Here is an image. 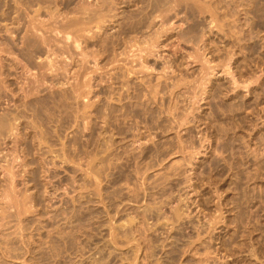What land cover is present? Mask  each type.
<instances>
[{
	"label": "rangeland",
	"instance_id": "374dc122",
	"mask_svg": "<svg viewBox=\"0 0 264 264\" xmlns=\"http://www.w3.org/2000/svg\"><path fill=\"white\" fill-rule=\"evenodd\" d=\"M6 1L7 0H0V10L2 7L4 8L0 11V41L2 42H6L4 39L10 37L11 35L7 31H3L6 29L5 25L11 22L6 18L7 15L4 14V10L7 8V6L5 7ZM12 1L15 2V0H11L10 2L13 4L16 3ZM209 2H211V0ZM232 2L234 4L235 1L232 0ZM236 2L234 4L235 8L233 9L235 13L232 15L229 14L227 18V23L231 22L230 26L233 29L230 26L229 28L225 25V20H221L222 22L219 21L221 31L219 32V27H217L214 29V31L210 32L212 30L211 26H209L211 17L210 13H206V15L209 16V21L205 20V25H207V35L204 37V41H201L196 45L186 43L185 41H182L180 44V42L177 41L176 36H174L171 40L164 43H169V46L167 45L164 48L162 57L159 59L156 57L152 58L151 64L155 63L154 65L157 69L156 71H153V73L151 72L152 74L149 76V78L151 77L154 83H156L158 80L157 76H159V74L161 76L162 72L160 73V71H162V68L169 63H175L174 66L176 73L173 72L172 74L171 71L173 70H171V73H169L172 74V78H176V75L178 78L180 76L179 79H182V76H184V79L187 78V80H181L183 86L180 85V88H176L175 94L171 92H168V94L166 93L167 95H165L164 106L162 105L161 107V104L151 105L152 108L155 109L153 110L156 117L161 114L163 117H165V119L168 120L163 122V125L167 128L161 125L162 119H158V122L156 118L155 123H152L151 121L146 120L143 116L141 119L142 121L139 119L140 122H135L134 120L132 122L134 124L136 123V127H141L137 128V131L135 130L134 133H137L135 134L136 137L132 135L130 137L131 139L128 137L129 139L127 138L125 141L122 140L121 142L118 136L115 135L114 127L109 126V124H107L108 126L106 125V121L109 119V115H107V113H110L109 106L111 104H119L120 102L115 100L118 95L117 97L115 95V97L112 98L113 101L110 97H108L110 95V92L108 94V89H111V85H113V87L116 85L113 84L112 80L108 81L107 76L109 75H106L107 70L104 69L96 72V75L98 73L99 77H97L98 75L96 76L95 73L93 75L94 77L96 76L95 79L97 78L98 81L95 83L96 80H93V82L95 81L93 83L95 91L90 97L91 101L96 102H93V106L90 107L88 111L89 113L87 114V121H85V123L88 124V127L84 125L85 123L81 126H78V123L75 121V113H73V109L71 107H69L68 112H66V108L63 111V109H59V106L57 107V105H51L54 104L51 103L50 108L48 106V108L45 109V113L47 114V112H50L49 109L51 110V107H53L51 112L47 114L48 116L51 114L50 117L55 119L53 120L54 122L51 120L50 123H48V128L50 129L52 135L54 134L49 138V140H47L48 143L50 142L51 146L53 144L52 147L49 146V144L46 145L45 143L47 142H45V145H43V143L40 144L38 140L34 139L33 133L37 132V130L39 132L40 129L38 128L40 127H37L36 129L29 128L23 131L20 128H22L24 125L19 127V132L21 131L20 133H22H19L20 138L27 136L25 131L34 130L32 137H29L28 135L27 138L25 137V139L19 140L20 142H18V140L13 141L16 140L14 139L16 135H12V138H7V142H5V140L4 142L0 141V143L2 142V145L0 146V264H264V98L260 99V102L257 100L255 93L251 94L246 88L232 90L233 88L229 84L228 80L229 75L225 73L226 67H224L223 61L229 51V48L232 47V45H229L230 38L227 32H230L231 30V32L235 30L240 31L244 36V39L241 42L244 47L246 46L247 48V46L249 47L251 43L256 41L260 48L258 49L259 52L257 51V53L252 54L253 52L248 49L243 48L245 50L244 51L243 49L239 48V46L234 47L233 52L236 54L235 56H237V58L235 57L234 59H238V61L233 64V69L239 77L242 76V74H244L243 72L246 70L244 66L247 60L246 58H248L250 61L252 59V61L255 60L253 62V65L255 64V66L250 64L251 66L249 73L240 77V79L245 77V79H247L249 76L252 78L254 77L253 79H255L258 78V75H262V77H260L264 79V0H236ZM2 3L5 5L2 6ZM252 3L255 4L253 5ZM238 5L241 7H238ZM125 6L126 4H122L123 8H120L119 10L121 15L127 14L122 13V11L127 9V6ZM130 9H133V7ZM1 14L6 16L3 17ZM15 15L16 13L12 14V16ZM183 15L185 14H182V17L178 16V18H175V23L177 22L175 24L177 25V30H173V32H179L185 28L182 26L184 21L187 25V22H191ZM1 16L3 18H1ZM4 18L5 21L3 20ZM200 18V20H202V17ZM183 19L185 20L182 21ZM6 20L8 23H6ZM247 20H249V22ZM186 24L185 26H187ZM118 30L119 26L117 22L116 24L110 25L109 28H107L105 34L102 33L103 37L108 34H116ZM246 34H248V36ZM3 43H0V48L6 46H1ZM221 44L223 46H221ZM198 45L199 47H197ZM92 47L94 48L93 50H98L97 47ZM198 48H200L201 51L204 50L206 56L208 58L210 57L209 59L213 61L211 63L213 67L212 70L215 68L213 71L209 70L211 74L209 76L207 75V78L211 79H205L206 83L204 85H200L199 83L202 79L201 74L204 73L202 67L205 66V63L203 62L205 60L195 63V60H191L193 57H189V52H195V50L197 51ZM205 48H207V50ZM89 49V51L92 50L91 47ZM176 50H178V53H176ZM217 51H220L222 54ZM0 53L1 57L4 56L1 60H5L3 62L7 63L11 62V60L7 58H12L18 54L17 52H13L12 56H10L11 53L9 56H7L8 53L6 54L5 52L3 53L1 51ZM2 54H5L6 56ZM179 56H181L180 60H182V56L185 58V60L183 59V65H181L179 60H177ZM109 60V57L105 55L102 56L100 60V66L108 65L107 63L110 62ZM218 62L220 64L222 62L223 64L221 65L223 66H221ZM111 66L114 67V65ZM111 66L109 65V68L113 69ZM206 66H210V64H207ZM109 68L107 69L110 70ZM3 69H1L2 73L4 72ZM76 69L78 70L79 67L76 66L72 70L71 76L65 75L63 77L64 82H68V79L70 78L69 81L71 84L75 80L72 76ZM207 69L208 67L204 71ZM20 70L22 71V68ZM104 71H106V73ZM111 71L114 72V69ZM20 74H22V72ZM100 74H103L104 77ZM2 75L4 76L2 77L0 75L2 77L0 79H5V76H7L6 73H3ZM22 75V78L18 79L20 80L19 86H24L26 81V79H24L26 74ZM11 78H13V75ZM164 78V76H161L162 80H165ZM259 78L258 82L254 83L253 86H259L260 83H262V79ZM198 79L200 80L198 81ZM196 80L199 83H196ZM68 84H66L63 88H66ZM49 85L50 84L45 85L43 88L44 90L38 96L45 95L50 92L52 86ZM196 85H198V87ZM13 86L11 87L14 89L15 87ZM55 87L56 90H60L61 88L58 87V85ZM259 88V91L263 92L262 89H264V84L262 83ZM16 90L18 91V89H15V91ZM7 91L11 93L10 88H8ZM12 91L14 96L15 91ZM235 92H239L238 97L235 96ZM18 94L15 95L17 96ZM194 95L195 97L198 95V97L201 98H193ZM4 98H0L2 104H0V114H2L4 110L10 106L14 107V102H9L7 98ZM244 102H248V107L243 106ZM254 102L256 105H258L256 106L257 110L254 108L255 105L251 106ZM94 103H96L95 106ZM176 103H178V107H176ZM169 105L172 107H169ZM186 105H188L190 108H188ZM54 107H56L57 110L56 108L54 109ZM229 108L234 111L229 110ZM252 110H255L254 113H252ZM54 111H57L58 115ZM172 111L173 113H171ZM189 111H191L190 113L193 115H191ZM186 114H190V116ZM240 115L250 116L256 121L255 124L252 123V125L249 124L250 126L245 128L244 126L242 127V123L239 119ZM104 116L105 119L107 118L106 120L104 119ZM175 116H177L179 119L181 117V120L182 116H188L187 118L185 117V119L189 120L190 118V122L188 123L187 120V125L184 119V121L182 120L183 122L178 123V120L175 119ZM63 117L67 118V122L64 123L66 127H64V124L61 122V120L64 121ZM172 118L176 120V122L174 121L175 124L173 123L174 119ZM27 119L30 120L31 118H23V120ZM88 121L90 122L88 123ZM136 121H138V119H136ZM145 121H147L146 123H150L146 124ZM82 123L83 120L81 121V124ZM137 124L139 126H137ZM167 124L169 125V128ZM179 124L181 128L179 127ZM181 124H184L186 127ZM175 125L177 126V129H174ZM60 126H62L63 130L60 129ZM231 127L234 128L231 129ZM45 128L46 127H44V130H46ZM139 129L142 133L139 131ZM167 130L170 131L168 132ZM258 130L259 132L256 134ZM58 131H63L64 138L63 134L60 133V135L62 134L61 137ZM178 131L180 136L178 135ZM152 136L155 140L152 138ZM260 136L261 138L263 136V138L260 142H257L255 137L260 138ZM117 138L120 143H117L116 140H113ZM139 138L141 139V142L137 140ZM33 139L35 140V143L32 141ZM50 139L52 140L50 141ZM26 141L28 143H33V149L31 151L26 149ZM63 142L67 148L64 144H62ZM181 142L183 143L182 145ZM156 143H158V145H156ZM170 143L171 145H169ZM63 145L65 146V149ZM186 146H188L190 150ZM176 147L180 148L177 149ZM52 151L55 153H52ZM64 151L65 154H63ZM145 152H148L147 156L149 157L143 156ZM6 153L7 155L9 154L7 156L9 160L4 157L6 156ZM16 154L19 156L18 161L13 157ZM189 163L191 164L189 165ZM7 164H10L9 167ZM21 164L24 165L25 168L22 167ZM25 164L27 165L25 166ZM148 165L151 166L149 167ZM13 166H15V170L19 169L21 171H17L22 173H20L21 175L16 178L14 190L16 189L17 192L16 190L4 191V189L7 187V184H9V182L7 183L8 176L5 175L7 173V169L5 170V168H11ZM24 169H27V171ZM139 170L140 174L138 173ZM136 173H138V175ZM22 175L26 176L23 177ZM34 175H36V177ZM4 184L6 185L4 186ZM99 189L101 190L99 191ZM8 192L12 193H9V195L7 194ZM14 196H18V198ZM26 197H28V199L23 201L26 199ZM8 198H10L9 201L6 200ZM29 199L30 202L28 201ZM24 202L27 204H24ZM19 204L20 206H18ZM10 205L13 206L11 207ZM28 205L30 206L28 207ZM5 210H7V212L9 210V212L7 213ZM20 211L21 213H19ZM174 215L176 217H174ZM19 216L22 217L20 218ZM131 216H133L132 219L135 218L134 216H136L138 219L135 218V221L134 219H129ZM144 218H147L146 221ZM169 221L171 222L169 223ZM113 222L115 225L118 224V228L115 225L113 226ZM120 223L124 224L122 225ZM115 230L118 233H115ZM29 235L32 236V239ZM113 235L116 236V241H113ZM7 239H9L11 243ZM8 243L10 245H8ZM10 247L13 248V251L10 250Z\"/></svg>",
	"mask_w": 264,
	"mask_h": 264
},
{
	"label": "bare ground",
	"instance_id": "6f19581e",
	"mask_svg": "<svg viewBox=\"0 0 264 264\" xmlns=\"http://www.w3.org/2000/svg\"><path fill=\"white\" fill-rule=\"evenodd\" d=\"M8 1V0H7ZM6 1L2 3V6L5 5L7 6L6 10H4V14L7 15V19H9L10 23L8 21L5 23L6 29L3 31H7L10 33V37H7L6 42L5 41H0V43H3L1 46H4L3 48H0L1 52H5L6 54L8 53L7 56L11 53L10 56H12V53H18L17 56H14L12 58H7L11 60L10 63L3 62L5 60L1 57L0 53V75L3 73L7 76L4 78L6 79H0V98L2 97L7 98L9 102H14V107H9L4 110L2 114H0V141L5 140L7 142V138H12V135H16L13 141L20 142L19 140L27 138L28 135L29 137H32L33 131H25L27 136H24V138H20V133L19 132V127L23 126L22 129L23 131L26 129H36L37 127H40V133L35 132L33 133V137L35 140H38L40 144L43 143V145H50V142L48 143L47 140L52 135L50 129L48 128V123L50 121L55 120L53 117L48 116L47 114L51 112L52 109L45 113V109L50 108L51 105H57L59 106V109H64L66 108V112H68V108L71 107L73 109V113H75V121L78 123V126H81L87 121V114L89 113L90 107L93 106V102L96 101H91V95L95 91L94 87V82L93 80L96 75V72L101 71V70H107L104 71L106 73L107 79L112 80L113 84L116 86L113 87V85L110 86L111 89H108V94L110 92V97L111 99L115 97V100H118L120 102L119 104H111L110 107V113H107L109 115V119L105 122L106 125L109 124V126L114 127L115 130V135L118 136L119 140H126L128 137L130 138L132 135L135 136L134 133L135 130L137 131V128L141 127H136V123H132L133 120L135 122H140L139 119L141 120L142 117L148 121H151L152 123H155V121L158 119H162V124L165 122V117H163L161 114L158 115L157 117L155 116L154 108H152V104L162 105L164 106V100H165V95L168 94V92H171L173 94L176 93V88H178L180 85H182L181 80L184 79L182 76V79H179L177 75L175 76L176 78H172L173 72H175V66L174 64H166L163 68L162 71H160L161 76H164L165 80L161 79V76H157L158 80L156 83L153 82V79L149 76L153 73V71H156L155 63L151 64L152 58H161L162 57V52L164 48L169 44H164L171 40L174 36H176L177 41L181 42L185 41L186 43L190 44H199L201 41H204V37L207 35L206 32V22L205 20H208L209 16L206 15V13H210V22L209 26H211V31H214L215 28L219 27V32L221 31V26H219V21L222 22L224 21L226 26H230V23L228 21V16L229 14L232 15L235 13L233 9L235 8L232 0H15L12 1L15 4L11 3L9 0L8 2ZM231 1V2H230ZM252 1V0H251ZM256 2V1H255ZM8 3V4H7ZM209 3V4H208ZM122 4H126L127 9L122 11V13H127L124 15H121V12L119 11L120 8L122 7ZM237 4V2H236ZM253 4V3H252ZM255 4V3H254ZM253 4V5H254ZM263 4V2H262ZM121 5V6H120ZM260 5V4H259ZM1 6V5H0ZM125 6V7H126ZM242 6V4H241ZM238 5V7H241ZM133 7V9H130ZM135 7V8H134ZM237 7V6H236ZM256 7V6H255ZM261 7V6H260ZM129 8V9H128ZM244 8V7H243ZM253 8V7H252ZM2 9H4L2 7ZM1 9V10H2ZM237 9V8H236ZM264 9V8H263ZM0 10V11H1ZM256 10V9H255ZM259 10V9H258ZM261 10V9H260ZM64 11V12H63ZM247 12V11H246ZM257 12V11H256ZM255 12V13H256ZM3 13V12H1ZM13 13H16L15 16H12ZM185 14L187 20L191 22H187L188 25L185 23L182 25V30L179 32H173V30H177V25H175V18L182 17L181 15ZM241 14V13H240ZM3 15V14H1ZM6 15H3L5 17ZM121 15V16H120ZM204 16V17H203ZM243 16V15H242ZM258 16V15H257ZM1 16V18H3ZM202 17V20H200ZM205 18V19H203ZM248 18V17H247ZM255 18V17H254ZM263 18V17H262ZM261 18V19H262ZM180 19V18H179ZM253 19V18H251ZM258 19V18H257ZM5 21V18L3 19ZM186 20V21H187ZM222 20V21H221ZM230 20V19H229ZM209 21V20H208ZM249 22V20H247ZM253 21V20H252ZM262 21V20H261ZM118 22L119 30L117 31L116 34L113 35H106L103 37V34L106 33L107 28H109L110 25L116 24ZM246 22V21H245ZM247 22V23H248ZM251 22V21H250ZM255 22V21H254ZM263 22V21H262ZM261 23V22H260ZM185 24L187 26H185ZM1 25V24H0ZM222 25V24H220ZM249 25V24H248ZM247 25V26H248ZM252 25V24H251ZM225 26V27H226ZM250 26V25H249ZM263 26V25H262ZM4 27V26H3ZM4 27V28H5ZM227 27V28H228ZM231 27V26H230ZM229 27V28H230ZM232 28V27H231ZM253 28V27H252ZM2 29V28H1ZM223 29V28H222ZM233 29V28H232ZM251 29V28H250ZM179 30V29H178ZM228 30V29H227ZM231 30V29H230ZM253 30V29H252ZM262 30V29H261ZM209 31V30H208ZM224 31V30H222ZM232 31V30H231ZM227 32L228 36L230 38V44L232 45L231 48H229L228 53L225 56L224 61V67L225 68V73L229 75V84L233 88L232 90H237L239 88H246L251 94L255 93L257 100L260 101V99L264 98V89L263 92L259 91L260 85L262 83L264 84V79H262V75H258V78L260 77L262 79V83H260L259 86H256L253 84L258 82V78L253 79L252 77L249 76V78L245 79L240 77L245 76L246 74L249 73L250 71V66H255L253 65V62L248 60L246 58V62L244 64L246 70L243 72L242 76H238L237 73H235L233 69V64L238 61L235 60L234 58L236 54L233 52L234 47H238L243 49H248L251 52L257 53L258 49L260 48L259 44L255 41L254 43H251L250 46L246 48L242 45L243 41V35L240 31H233V32ZM248 31V30H247ZM263 31V30H262ZM218 32V33H219ZM254 32V31H253ZM252 32V33H253ZM256 32V31H255ZM103 33V34H102ZM241 33V34H240ZM263 33V32H262ZM223 34V32H222ZM264 34V33H263ZM9 35V34H8ZM213 35V34H212ZM227 35V34H226ZM248 36V34H246ZM250 35V34H249ZM257 35V34H256ZM5 36V35H4ZM222 36V35H221ZM225 36V35H224ZM227 36V37H228ZM250 37V36H249ZM252 37V35H251ZM261 37V36H260ZM212 38V37H211ZM221 38V37H220ZM256 38V36H255ZM246 39V38H245ZM248 39V38H247ZM251 39V38H250ZM261 39V38H260ZM254 40V39H253ZM176 41V40H175ZM247 41V40H245ZM252 41V40H251ZM264 41V40H263ZM216 42V41H215ZM261 42V41H260ZM224 43V42H223ZM215 44V43H214ZM248 44V43H247ZM174 45V44H173ZM216 45V44H215ZM218 45V44H217ZM227 45V44H226ZM97 47L98 50H93L94 48L92 47ZM169 46V45H168ZM220 46V44H219ZM221 46H223L221 44ZM92 48L91 51H89V48ZM178 47V45H177ZM199 47V45L197 46ZM214 47V46H213ZM217 47V46H216ZM230 47V46H229ZM189 48V47H188ZM202 48V47H201ZM209 48V46H208ZM225 48V47H224ZM196 49V47H195ZM207 50V48H205ZM216 49V48H215ZM222 49V48H221ZM228 49V48H227ZM244 50V49H243ZM204 51V50H203ZM198 48V50L195 52H189L190 55L189 57H193L191 60H195L196 62H201L203 60L205 63V66L202 67V70L204 73L201 74V82H197L200 85H204L206 83L205 79L207 78V75L209 76L211 72L209 70H212V65L211 61L205 54V51L203 52ZM212 51V50H211ZM214 51V50H213ZM221 51V50H220ZM217 51V52H220ZM236 51V50H234ZM245 51V50H244ZM249 51V52H250ZM239 52V51H238ZM250 52V53H251ZM259 52V51H258ZM176 53H178V50H176ZM192 53V54H191ZM195 53V54H194ZM221 53V52H220ZM246 53V52H245ZM103 54V55H102ZM222 54V53H221ZM259 54V53H258ZM257 54V55H258ZM5 55V54H2ZM107 56L110 58V62H108V65L100 66V60L102 56ZM185 55V54H184ZM215 55V54H214ZM220 55V54H219ZM6 56V55H5ZM172 56V55H171ZM247 56V55H246ZM249 56V55H248ZM251 56V54H250ZM263 56V55H262ZM180 57H178L177 60L183 65L185 60L184 56H182V60H180ZM222 57V55H221ZM250 58V57H249ZM261 58V57H260ZM6 59V58H4ZM165 59V58H164ZM8 61V60H7ZM168 61V60H167ZM222 61V62H223ZM3 62V63H1ZM9 62V61H8ZM169 62V61H168ZM175 62V61H174ZM177 62V61H176ZM220 62V61H219ZM218 62V63H219ZM221 62V64H223ZM264 62V61H263ZM172 63V62H171ZM258 63V62H257ZM178 64V63H177ZM210 66H206V65ZM220 64V63H219ZM220 64V65H221ZM241 64V63H240ZM251 64V65H250ZM109 65H114L112 67L114 69V72L111 71L113 69L109 68ZM179 65V64H178ZM218 65V64H217ZM242 65V64H241ZM258 65V64H257ZM79 67V69L75 70L73 73L74 81L70 84V81L68 79V82H64V76H71V72L75 67ZM163 66V65H162ZM223 66V65H221ZM179 67V66H178ZM208 69L204 71L206 68ZM215 67V66H214ZM263 67V66H262ZM4 68V69H3ZM22 68V71L20 70ZM109 68L110 70H108ZM205 68V69H204ZM235 68V67H234ZM239 68V67H238ZM3 69V73L1 71ZM215 69V68H214ZM213 69V70H214ZM243 69V68H242ZM262 69V68H261ZM173 70V71H171ZM212 70V71H213ZM172 74H169L171 73ZM254 71V70H253ZM26 74L24 76V79H26L24 86H19L20 80L19 78H22V74ZM103 72V73H104ZM152 72V73H151ZM215 72V71H214ZM2 73V74H1ZM95 73V77L93 76ZM100 73V72H99ZM110 73V74H109ZM176 73V72H175ZM261 73V72H260ZM259 73V74H260ZM20 74V75H19ZM143 74V75H142ZM185 74V73H184ZM214 74V73H213ZM225 74V75H226ZM252 74V73H251ZM13 75V78H11ZM103 76V74H100ZM171 75V76H170ZM183 75V74H182ZM254 75V74H253ZM256 75V74H255ZM0 76V78H2ZM264 76V74H263ZM10 77V78H9ZM99 77V75L97 76ZM104 77V76H103ZM109 77V78H108ZM188 77V76H186ZM206 77V78H205ZM248 77V76H247ZM257 77V76H256ZM9 78V79H8ZM68 78V77H67ZM102 79V77L100 76ZM138 80L136 81L135 80ZM195 78V77H194ZM210 78V77H209ZM259 78V79H260ZM23 79V80H24ZM100 79V80H101ZM106 79V77H105ZM106 79V80H107ZM197 79V78H196ZM198 79V81L200 80ZM211 79V78H210ZM208 79V80H210ZM244 79V80H243ZM63 80V81H62ZM66 80V79H65ZM97 83V78L95 79ZM184 80H187L185 78ZM182 80V81H184ZM207 80V82H208ZM51 81V83H50ZM104 81V79H103ZM191 81V80H190ZM194 81V80H193ZM24 82V81H23ZM101 82V81H100ZM105 82V81H104ZM107 82V81H106ZM69 83V84H68ZM192 83V81H191ZM195 83V82H194ZM22 84V82H21ZM50 84L52 86V89L50 92H48L45 95L38 96L42 93L44 90L43 88L45 85ZM66 84H68L66 88H63ZM112 84V83H111ZM15 85V86H13ZM49 85V86H50ZM61 87L60 90H56V87ZM186 85V84H185ZM189 85V84H188ZM15 87L14 89L11 87ZM96 86V85H95ZM101 86V85H100ZM183 86V85H182ZM198 87V85H196ZM195 86V87H196ZM48 87V86H47ZM55 87V88H54ZM192 87V86H191ZM229 87V88H231ZM8 88H10V92L7 91ZM109 88V87H108ZM180 88V87H179ZM15 89H18V93L15 91L14 96H13V91ZM50 89V88H48ZM194 89V88H193ZM197 89V88H196ZM195 89V90H196ZM200 89V88H199ZM46 90V88H45ZM185 91V90H184ZM201 91V90H200ZM202 92V91H201ZM167 93V94H166ZM199 93V92H198ZM234 93V91H233ZM11 94V96H10ZM15 94H18L17 96ZM94 94V93H93ZM202 94V93H201ZM200 94V95H201ZM239 92H235V96L238 97ZM96 95V94H95ZM179 96V95H178ZM186 96V95H184ZM167 97V96H166ZM174 97V96H173ZM4 98V99H5ZM193 98L198 99V95ZM201 98V97H200ZM199 98V99H200ZM0 99V100H1ZM14 100V101H12ZM114 100V101H115ZM171 100V99H170ZM180 100V97H179ZM175 100V101H179ZM182 100V99H181ZM4 101V100H3ZM91 101V102H90ZM113 101V99H112ZM191 101V100H190ZM244 101V100H243ZM258 101V102H259ZM7 102V101H6ZM184 102V101H183ZM187 102V101H186ZM193 102V100H192ZM198 102V100H197ZM257 102V101H255ZM253 103L251 106L255 105L256 109V103ZM261 102V101H260ZM8 103V102H7ZM1 104V101H0ZM96 103H94L95 106ZM169 104V103H168ZM259 104V103H257ZM2 105V104H1ZM0 105V106H1ZM182 105V104H181ZM179 105V106H181ZM195 105V103H194ZM193 105V106H194ZM234 105V104H233ZM154 106V105H153ZM159 106V107H160ZM188 107V105H186ZM243 106L248 107V102H244ZM169 107H172L169 105ZM175 107V106H174ZM176 107H178V103H176ZM175 107V108H176ZM231 107V106H230ZM241 107V106H240ZM239 107V108H240ZM56 107H54L55 109ZM174 108V109H175ZM190 108V107H188ZM198 108V107H196ZM195 108V109H196ZM264 108V107H263ZM93 109V108H92ZM108 109V108H107ZM106 109V110H107ZM154 109V110H153ZM162 109V108H161ZM169 109V108H168ZM182 109V108H181ZM187 109V108H186ZM193 109V107H192ZM241 109V108H240ZM243 109V108H242ZM57 110V108H56ZM164 110V109H163ZM173 110V108H172ZM178 110V109H177ZM180 110V108H179ZM229 110H231L229 108ZM257 110V109H256ZM108 111V110H107ZM160 111V110H159ZM168 111V110H167ZM175 111V110H174ZM187 111V110H186ZM193 111V110H192ZM234 111V110H231ZM255 111V110H254ZM252 110V113H254ZM2 112V111H1ZM55 112V111H54ZM109 112V111H108ZM170 112V111H169ZM176 112V111H175ZM182 112V111H181ZM191 111H189L190 113ZM257 112V111H256ZM57 114V111L55 112ZM94 113V112H93ZM92 113V114H93ZM161 113V112H160ZM165 113V112H164ZM173 113V111L171 112ZM185 113V112H184ZM183 113V115H184ZM61 114V113H60ZM67 114V113H66ZM159 114V113H158ZM181 114V113H180ZM191 114V113H190ZM190 114H186L189 115ZM232 114V112H231ZM230 114V115H231ZM58 115V114H57ZM106 115V116H107ZM166 115V114H165ZM175 115V114H174ZM179 115V114H178ZM177 115V116H178ZM193 115V114H191ZM55 116V115H54ZM94 116V115H93ZM103 116V115H102ZM175 116V119L178 120V123H181L184 121L185 117L182 116L180 119ZM239 116V115H238ZM28 118L30 117V120H23V118ZM89 117V115H88ZM172 117V116H171ZM174 117V116H173ZM188 117V116H187ZM186 117V118H187ZM64 118V117H63ZM92 118V117H90ZM143 118V119H144ZM157 118V119H156ZM167 118V117H166ZM170 118V117H169ZM192 118V117H191ZM238 118V117H237ZM89 119V118H88ZM105 119V116H104ZM107 119V118H106ZM105 119V120H106ZM138 119V121H136ZM144 119V120H145ZM156 119V120H155ZM174 119V118H172ZM173 120L176 122V120ZM241 121L242 127L244 126H250L249 124L252 125L255 124V120L252 119L250 116H242L240 115L239 117ZM61 120V119H60ZM83 120V123L81 124V121ZM90 120V119H89ZM92 120V119H91ZM143 120V121H144ZM181 120V121H180ZM188 119H185V123L187 122ZM190 120V118H189ZM188 120V123L190 122ZM192 120V119H191ZM238 120V119H237ZM236 120V121H237ZM142 121V120H141ZM168 121V120H167ZM170 121V120H169ZM172 121V120H171ZM180 121V122H179ZM230 121V120H229ZM228 121V122H229ZM17 122V123H16ZM54 122V121H53ZM61 122L64 124L67 122V118H64V121L61 120ZM90 121H88L89 123ZM94 122V121H93ZM147 121H145L146 123ZM159 122V121H158ZM157 122V124H158ZM239 122V121H238ZM56 123V122H55ZM150 123V122H149ZM146 123V124H149ZM167 123V122H166ZM171 123V122H170ZM172 123V124H173ZM195 123V122H194ZM210 123V122H209ZM39 124V126H38ZM59 124V122H58ZM85 123L84 125L88 127V124ZM160 124V123H159ZM175 124V123H174ZM187 124V123H186ZM50 125V124H49ZM52 125V124H51ZM61 125V124H60ZM168 125V124H167ZM178 125V124H177ZM184 125V124H181ZM188 125V124H187ZM258 125V124H257ZM58 126V125H57ZM64 127L65 124L63 125ZM105 126V125H104ZM108 126V125H107ZM137 126H139L137 124ZM150 126V125H149ZM164 126V125H163ZM171 126V124H170ZM185 126V125H184ZM44 127H46L44 130ZM146 127V126H145ZM154 127V125H153ZM165 127V126H164ZM180 127V124H179ZM186 127V126H185ZM240 127V126H239ZM167 128V127H165ZM169 128V125H168ZM173 128V126H172ZM171 128V129H172ZM177 129V126H174V129ZM181 128V127H180ZM230 128V127H229ZM234 127H231V129ZM42 129V130H41ZM60 129L63 130L62 126H60ZM77 129V128H76ZM112 129V128H111ZM147 129V128H146ZM153 129V128H152ZM164 129V128H163ZM179 129V128H178ZM65 130V129H64ZM83 130V129H82ZM149 130V129H148ZM190 130V129H189ZM18 131V132H17ZM22 131V132H23ZM56 131V128H55ZM87 131V130H86ZM141 132V130L139 129ZM138 131V132H139ZM158 131V130H157ZM165 131V130H164ZM168 131V130H167ZM170 131V130H169ZM168 131V132H169ZM175 131V130H174ZM24 132V133H25ZM59 132V131H58ZM166 132V131H165ZM259 132V130L256 132V134ZM20 133V134H19ZM23 133V134H24ZM55 133V132H54ZM63 134V131L59 132ZM142 133V132H141ZM151 133V132H150ZM19 134V135H18ZM61 134V135H62ZM114 134V133H113ZM152 134V133H151ZM168 134V133H167ZM25 135V134H24ZM57 135V136H59ZM60 135V136H61ZM141 135V134H140ZM178 135L179 131H178ZM182 135V134H181ZM250 135V134H249ZM252 135V134H251ZM19 136V137H18ZM59 136V137H60ZM114 136V135H113ZM122 136V137H121ZM138 136V135H137ZM247 136V135H246ZM22 137V136H21ZM58 137V139H59ZM62 137V136H61ZM136 137V136H135ZM142 137V136H141ZM148 137V136H147ZM182 137V136H181ZM180 137V138H181ZM54 138V137H53ZM56 138V137H55ZM64 138V134H63ZM112 138V137H111ZM118 138L113 139L114 141L118 143ZM128 138V139H129ZM134 138V137H133ZM138 138V137H137ZM153 138V136H152ZM173 138V137H172ZM179 138V137H178ZM257 142H260L263 138L255 137ZM3 139V140H2ZM32 140L35 143V140ZM61 139V138H60ZM131 139V138H130ZM154 139V138H153ZM152 139V140H153ZM183 139V138H182ZM181 139V140H182ZM227 139V138H226ZM52 139H50L51 141ZM140 141L141 139H137ZM149 140V139H147ZM155 140V139H154ZM153 140V141H154ZM171 140V139H170ZM180 140V141H181ZM205 140V139H204ZM64 141V140H63ZM77 141V140H76ZM113 141V143H114ZM123 141V142H124ZM135 141V140H134ZM186 141V140H185ZM37 142V141H36ZM47 142V143H45ZM141 142V141H140ZM151 142V141H149ZM178 142V141H177ZM184 142V141H183ZM191 142V141H190ZM189 142V143H190ZM204 142V141H203ZM224 142V141H223ZM245 142V141H244ZM2 143V142H1ZM0 143V146L2 145ZM26 149L28 151H31L33 149V143L32 142H27ZM45 143V144H44ZM120 143V142H119ZM133 143V142H132ZM185 143V142H184ZM188 143V142H187ZM186 143V144H187ZM194 143V142H192ZM23 144V143H22ZM38 144V143H36ZM39 144V145H40ZM52 144V142H51ZM64 144V142L62 143ZM75 144V143H74ZM183 143L181 142V145ZM263 144V143H262ZM65 145V144H64ZM63 145V146H64ZM113 145V144H112ZM123 145V144H122ZM158 145V143H156ZM155 145V146H156ZM171 145V143L169 144ZM175 145V144H174ZM179 145V146H181ZM188 145V144H187ZM48 146V147H49ZM53 146V144H52ZM51 146V147H52ZM66 146V145H65ZM64 146V149H65ZM118 146V145H116ZM129 146V145H128ZM136 146V145H135ZM152 146V145H151ZM167 146V145H166ZM191 146V144H190ZM249 146V145H247ZM37 147V146H36ZM45 147V146H44ZM115 147V146H114ZM144 147V146H143ZM172 147V146H171ZM185 147V146H182ZM188 148V146H186ZM233 147V146H232ZM231 147V148H232ZM260 147V146H259ZM67 148V146H66ZM125 148V147H124ZM133 148V147H132ZM146 148V147H145ZM177 148V147H176ZM178 147L177 149H179ZM193 148V147H192ZM201 148V147H200ZM24 149V148H23ZM41 149V148H40ZM54 149V148H53ZM115 149V148H114ZM144 149V148H143ZM167 149V148H165ZM171 149V148H170ZM175 149V148H174ZM176 149V151H177ZM182 149V148H181ZM189 149V148H188ZM199 149V148H198ZM254 149V148H253ZM262 149V148H261ZM1 150V149H0ZM18 150V149H17ZM46 150V149H45ZM51 150V149H50ZM100 150V149H99ZM190 150V149H189ZM196 150V149H195ZM56 151V150H55ZM63 151V150H62ZM129 151V150H128ZM149 151V149H148ZM179 151V150H178ZM193 151V150H192ZM12 152V151H11ZM54 151H52L53 153ZM99 152V151H98ZM131 152V151H130ZM165 152V151H164ZM169 152V151H168ZM182 152V151H181ZM190 152V151H189ZM196 152V151H195ZM4 153V152H3ZM17 153V151H16ZM19 153V152H18ZM27 153V152H26ZM55 153V152H54ZM117 153V152H116ZM143 153V152H142ZM173 153V152H172ZM193 153V152H192ZM200 153V152H199ZM28 154V153H27ZM60 154V153H59ZM65 154V151L64 153ZM120 154V153H119ZM129 154V153H127ZM135 154V153H134ZM148 152L143 155L147 156ZM151 154V153H150ZM159 154V153H158ZM174 154V153H173ZM176 154V153H175ZM185 154V153H184ZM195 154V153H194ZM198 154V153H197ZM253 154V153H252ZM9 155V154H8ZM6 153V157L8 159V156ZM44 155V154H42ZM98 155V154H97ZM96 155V156H97ZM131 155V154H130ZM167 155V154H166ZM169 155V154H168ZM191 155V154H190ZM58 156V155H57ZM69 156V155H68ZM135 156V155H134ZM142 156V158H143ZM155 156V155H154ZM170 156V155H169ZM168 156V157H169ZM196 156V155H195ZM14 159L17 161L19 160V156L16 154L13 156ZM16 157V158H15ZM66 157V156H64ZM63 157V158H64ZM100 157V156H99ZM114 157V156H113ZM139 157V156H138ZM149 157V156H147ZM153 157V156H152ZM256 157V156H255ZM12 158V157H11ZM44 158V157H43ZM62 158V159H63ZM93 158V157H92ZM91 158V159H92ZM137 158V157H136ZM164 158V157H163ZM166 158V156H165ZM240 158V157H239ZM259 158V157H258ZM4 159V158H3ZM41 159V158H40ZM45 159V158H44ZM67 159V158H66ZM84 159V158H83ZM97 159V158H96ZM105 159V158H104ZM141 159V158H140ZM149 159V158H148ZM151 159V158H150ZM192 159V158H191ZM244 159V158H243ZM6 160V159H5ZM9 160V159H8ZM7 160V161H8ZM43 160V159H41ZM50 160V159H49ZM129 160V159H128ZM143 160V159H141ZM159 160V159H158ZM194 160V159H193ZM6 161V162H7ZM14 161V160H13ZM22 161V160H21ZM20 161V163H21ZM45 161V160H44ZM97 161V160H96ZM132 161V160H130ZM138 161V160H137ZM140 161V160H139ZM144 161V160H143ZM155 161V160H154ZM188 161V160H187ZM238 161V160H237ZM33 162V161H32ZM93 162V161H92ZM150 162V160H149ZM162 162V161H161ZM8 163V162H7ZM37 163V162H36ZM44 163V162H43ZM49 163V162H48ZM51 163V162H50ZM56 163V162H55ZM76 163V162H75ZM94 163V162H93ZM102 163V162H101ZM138 163V162H137ZM148 163V162H147ZM17 164V163H16ZM46 164V163H45ZM110 164V163H109ZM179 164V163H178ZM188 164V163H187ZM191 163H189L190 165ZM8 165V164H7ZM5 165V166H7ZM10 165V164H9ZM8 165V167H9ZM12 165V164H11ZM22 165V164H21ZM27 164H25L26 166ZM44 165V164H43ZM68 165V164H67ZM79 165V164H78ZM90 165V164H89ZM137 165V164H136ZM140 165V164H139ZM138 165V166H139ZM146 165V162H145ZM174 165V164H173ZM4 166V165H3ZM45 166V165H44ZM51 166V165H50ZM57 166V165H56ZM142 166V164H141ZM140 166V167H141ZM149 166V165H148ZM147 166V167H148ZM151 166V165H150ZM149 166V167H150ZM153 166V164H152ZM159 166V165H158ZM181 166V165H180ZM232 166V165H231ZM6 167L5 170L7 169L6 174L8 176L7 178V187L4 189V191H13L14 186L16 183V178L21 175L22 173L15 170V166L8 168ZM17 167V166H16ZM20 167V165H19ZM24 167V165H22ZM47 167V166H46ZM95 167V166H94ZM102 167V166H101ZM144 167V166H143ZM25 168V167H24ZM44 168V167H43ZM139 168V167H138ZM154 168V166H153ZM156 168V166H155ZM159 168V167H158ZM175 168V167H174ZM58 169V168H57ZM140 169V168H139ZM147 169V168H146ZM145 169V170H146ZM168 169V168H167ZM170 169V168H169ZM4 170V169H3ZM25 170V169H24ZM44 170V169H43ZM51 170V169H50ZM143 170V169H142ZM148 170V169H147ZM150 170V168H149ZM27 171V169L25 170ZM111 171V170H110ZM168 171V170H167ZM262 171V170H261ZM88 172V171H87ZM93 172V171H91ZM101 172V171H100ZM136 172V171H135ZM138 172V171H137ZM171 172V171H170ZM173 172V171H172ZM21 173V174H20ZM24 173V172H23ZM29 173V172H28ZM31 173V172H30ZM37 173V172H36ZM46 173V172H45ZM95 173V172H94ZM99 173V172H98ZM140 174V170L138 172ZM138 173H136L138 175ZM143 173V171H142ZM166 173V172H165ZM180 173V171H179ZM252 173V172H251ZM250 173V174H251ZM35 174V173H34ZM48 174V173H47ZM103 174V173H102ZM146 174V173H145ZM87 175V174H86ZM95 175V174H94ZM98 175V174H97ZM101 175V174H100ZM142 175V174H141ZM238 175V174H237ZM252 175V174H251ZM256 175V174H255ZM23 176V175H22ZM21 176V177H22ZM26 176V175H24ZM23 176V177H24ZM36 177V175H34ZM43 176V175H42ZM50 176V175H49ZM250 176V175H249ZM259 176V175H258ZM20 177V178H21ZM31 177V176H30ZM146 177V176H145ZM144 177V178H145ZM157 177V175H156ZM164 177V176H163ZM171 177V176H169ZM92 178V177H91ZM257 178V176H256ZM25 179V178H24ZM27 179V178H26ZM42 179V178H40ZM88 179V178H87ZM103 179V178H102ZM255 179V178H254ZM36 180V179H35ZM52 180V179H51ZM56 180V179H55ZM92 180V179H91ZM165 181V180H164ZM172 181V180H171ZM51 182V181H50ZM101 182V181H100ZM129 182V180H128ZM124 183V182H123ZM175 183V182H174ZM91 184V183H90ZM144 184V183H143ZM162 184V183H161ZM3 185V184H2ZM6 184H4L5 186ZM17 185V184H16ZM99 185V184H98ZM95 186V185H94ZM136 186V185H135ZM142 186V184H141ZM147 186V185H146ZM145 186V187H146ZM100 187V186H99ZM121 187V186H120ZM132 187V186H131ZM134 187V186H133ZM17 188V187H15ZM46 188V187H45ZM48 188V187H47ZM116 188V187H115ZM148 188V187H147ZM153 188V187H152ZM2 189V188H1ZM130 189V188H129ZM138 189V188H137ZM16 190V189H15ZM14 190V191H15ZM27 190V189H26ZM67 190V189H66ZM101 189H99L100 191ZM140 190V189H139ZM138 190V191H139ZM19 191V190H18ZM38 191V190H37ZM42 191V190H41ZM135 191V190H134ZM147 191V190H146ZM17 192V190H16ZM24 192V191H23ZM26 192V191H25ZM116 192V190H115ZM12 193L8 192L7 194ZM20 193V192H19ZM22 193V192H21ZM46 193V192H45ZM53 193V192H52ZM60 193V192H59ZM88 193V192H87ZM113 193V192H112ZM2 194V193H1ZM15 194V193H14ZM28 194V193H27ZM32 194V193H31ZM48 194V193H47ZM50 194V193H49ZM110 194V193H109ZM117 194V193H116ZM138 194V193H137ZM140 194V192H139ZM150 194V193H149ZM6 195V194H5ZM10 195V194H9ZM12 195V194H11ZM16 195V194H15ZM18 195V194H17ZM25 195V194H23ZM52 195V194H51ZM54 195V194H53ZM66 195V194H65ZM70 195V194H69ZM133 195V194H132ZM13 196V195H12ZM67 196V195H66ZM72 196V195H71ZM92 196V195H91ZM137 196V195H136ZM139 196V195H138ZM168 196V195H167ZM11 197V196H10ZM18 198V196H14ZM24 197V196H23ZM32 197V196H30ZM34 197V196H33ZM53 197V196H52ZM56 197V196H55ZM70 197V196H69ZM155 197V196H154ZM172 197V196H171ZM90 198V197H89ZM105 198V197H104ZM170 198V197H169ZM5 199V198H4ZM23 199V198H19ZM28 197H26V201ZM91 199V198H90ZM98 199V198H97ZM157 199V198H155ZM164 199V198H163ZM174 199V198H173ZM10 200V198L6 199ZM5 200V201H6ZM32 200V199H31ZM36 200V199H35ZM168 200V199H167ZM16 201V200H15ZM21 201V200H20ZM30 202V199L28 200ZM27 201V202H28ZM105 201V200H104ZM128 201V200H127ZM132 201V200H131ZM158 201V200H157ZM7 202V201H6ZM13 202V201H12ZM18 202V200H17ZM63 202V201H62ZM159 202V201H158ZM162 202V201H161ZM164 202V201H163ZM11 203V202H10ZM19 203V202H18ZM21 203V202H20ZM105 203V202H104ZM103 203V204H104ZM155 203V202H154ZM9 204V203H8ZM23 204V202H22ZM21 204V206H22ZM24 204H27L24 202ZM29 204V203H28ZM51 204V203H50ZM79 204V203H78ZM129 204V203H128ZM157 204V203H156ZM7 205V204H6ZM159 205V204H158ZM163 205V204H162ZM179 205V204H178ZM11 206V205H10ZM13 206V205H12ZM11 206V207H12ZM15 206V205H14ZM17 206V203H16ZM15 206V208H16ZM20 206V204L18 205ZM25 206V205H24ZM30 205H28L29 207ZM63 206V205H62ZM108 206V205H107ZM9 207V206H5ZM27 207V206H25ZM156 207V206H154ZM159 207V206H158ZM33 208V207H32ZM35 208V207H34ZM121 208V207H120ZM10 209V208H9ZM22 209V207H21ZM24 209V208H23ZM30 209V208H29ZM135 209V208H134ZM156 209V208H155ZM160 209V207H159ZM20 210V209H18ZM31 210V209H30ZM34 210V209H33ZM132 210V209H131ZM153 210V209H152ZM28 211V210H27ZM143 211V210H142ZM162 211V210H161ZM178 211V210H177ZM176 211V212H177ZM7 212V210H5ZM9 212V210H8ZM7 212V213H8ZM15 212V211H14ZM18 212V211H17ZM26 212V211H25ZM150 212V211H149ZM163 212V211H162ZM175 212V213H176ZM21 213V211L19 212ZM184 213V212H183ZM12 214V213H11ZM23 214V213H22ZM37 214V213H36ZM121 214V213H120ZM137 214V213H136ZM144 214V213H143ZM186 214V213H185ZM243 214V213H242ZM10 215V214H9ZM17 215V214H16ZM15 215V216H16ZM21 215V214H20ZM181 215V213H180ZM14 216V215H13ZM100 216V215H99ZM108 216V215H107ZM142 216V215H141ZM140 216V217H141ZM20 218L22 216H19ZM67 217V216H66ZM133 216H131L129 219H132ZM136 219H138L136 216H134ZM174 217H176L174 215ZM19 218V219H20ZM100 218V217H99ZM135 218L134 221H135ZM167 218V217H166ZM171 218V217H170ZM6 219V218H5ZM82 219V218H81ZM113 219V218H112ZM132 219V220H133ZM145 219V218H144ZM147 219V218H146ZM145 219V221H146ZM153 219V218H152ZM173 219V218H172ZM18 220V219H17ZM111 220V219H110ZM142 220V219H141ZM140 220V221H141ZM163 220V219H162ZM176 220V219H175ZM174 220V221H175ZM7 221V220H6ZM122 222V221H121ZM127 222V221H126ZM143 222V220H142ZM156 222V221H155ZM171 221H169L170 223ZM26 223V222H25ZM114 223V222H113ZM164 223V222H163ZM211 223V222H210ZM10 224V223H9ZM23 224V223H22ZM122 224V223H120ZM124 224V223H123ZM122 224V225H123ZM145 224V222H144ZM161 224V222H160ZM7 225V224H6ZM60 225V224H59ZM115 223L113 224V226ZM118 225V224H117ZM117 225H115L117 227ZM121 225V226H122ZM164 225V224H163ZM167 225V224H166ZM30 226V225H29ZM112 226V228H113ZM120 226V225H119ZM125 226V225H124ZM128 226V225H127ZM137 226V225H136ZM143 226V223H142ZM156 226V225H155ZM4 227V226H3ZM11 227V226H10ZM16 227V226H15ZM14 227V228H15ZM23 227V225H22ZM45 227V226H44ZM59 228V227H58ZM61 228V227H60ZM118 228V227H117ZM121 228V227H120ZM126 228V227H125ZM151 228V227H150ZM21 229V228H20ZM143 229V228H142ZM155 229V228H154ZM157 229V228H156ZM7 230V228H6ZM23 230V229H22ZM32 230V229H31ZM64 230V229H63ZM111 230V229H110ZM122 230V229H121ZM127 230V229H126ZM24 231V230H23ZM26 231V230H25ZM116 231V230H115ZM119 231V230H118ZM124 231V230H123ZM138 231V229H137ZM149 231V230H148ZM57 232V231H56ZM63 232V231H62ZM65 232V231H64ZM68 232V231H67ZM111 232V231H110ZM143 232V231H142ZM1 233V232H0ZM115 233H118L117 231ZM126 233V232H125ZM139 233V232H138ZM163 233V232H162ZM3 234V233H2ZM23 234V233H22ZM25 234V233H24ZM34 234V233H33ZM52 234V233H51ZM60 234V233H59ZM113 234V233H112ZM1 235V234H0ZM5 235V234H4ZM7 235V234H6ZM117 235V234H116ZM151 235V234H150ZM31 236V235H29ZM80 236V235H79ZM112 236L113 241H116V236ZM34 237V236H33ZM40 237V236H37ZM123 237V236H122ZM127 237V236H126ZM132 237V236H131ZM145 237V236H144ZM148 237V236H147ZM4 238V237H3ZM9 238V237H6ZM13 238V237H12ZM11 238V239H12ZM15 239V238H14ZM32 239V236H31ZM75 239V238H74ZM118 239V238H117ZM123 239V238H122ZM127 239V238H126ZM150 239V238H149ZM1 240V239H0ZM9 240V239H7ZM24 240V239H23ZM28 240V239H27ZM43 240V239H42ZM128 240V239H127ZM138 240V239H137ZM140 240V239H139ZM147 240V238H146ZM3 241V240H2ZM13 241V239H12ZM39 241V240H38ZM99 241V240H98ZM136 241V240H135ZM1 242V241H0ZM5 242V240H4ZM8 242V241H7ZM10 242V240H9ZM47 242V241H46ZM118 242V241H117ZM143 242V241H142ZM141 242V243H142ZM11 243V242H10ZM26 243V242H25ZM30 243V242H29ZM38 243V242H37ZM116 243V242H115ZM121 243V242H120ZM124 243V242H123ZM149 243V242H148ZM4 244V243H3ZM36 244V243H35ZM50 244V243H49ZM52 244V243H51ZM114 244V243H113ZM138 244V243H136ZM147 244V242H146ZM8 245H10L8 243ZM68 245V244H67ZM157 245V244H156ZM7 246V245H6ZM27 246V245H26ZM105 246V245H104ZM123 246V245H122ZM140 246V245H139ZM103 247V246H102ZM138 247V246H137ZM7 248V247H6ZM11 248V247H10ZM131 248V247H130ZM135 248V247H134ZM2 249V248H1ZM8 249V248H7ZM11 248L10 250H12ZM103 249V248H102ZM136 249V248H135ZM38 250V249H37ZM141 250V249H140ZM1 251V250H0ZM7 251V250H6ZM5 251V252H6ZM13 251V250H12ZM59 251V250H58ZM139 251V250H138ZM3 252V253H5ZM26 252V251H25ZM10 253V252H9ZM62 253V252H61ZM53 254V253H52ZM11 256V255H10ZM74 256V255H73ZM135 256V255H134ZM119 257V256H118ZM11 258V257H10ZM15 259V258H14ZM47 261V260H46ZM129 261V260H128ZM132 261V260H131ZM34 262V261H33ZM176 262V261H175ZM40 263V262H39ZM33 264V263H32Z\"/></svg>",
	"mask_w": 264,
	"mask_h": 264
}]
</instances>
